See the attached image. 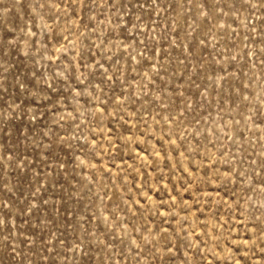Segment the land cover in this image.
I'll return each instance as SVG.
<instances>
[{"label":"rangeland","instance_id":"374dc122","mask_svg":"<svg viewBox=\"0 0 264 264\" xmlns=\"http://www.w3.org/2000/svg\"><path fill=\"white\" fill-rule=\"evenodd\" d=\"M0 264H264V0H0Z\"/></svg>","mask_w":264,"mask_h":264}]
</instances>
